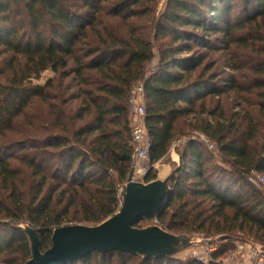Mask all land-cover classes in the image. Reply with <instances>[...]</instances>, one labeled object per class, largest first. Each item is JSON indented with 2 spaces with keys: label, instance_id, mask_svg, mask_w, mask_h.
I'll list each match as a JSON object with an SVG mask.
<instances>
[{
  "label": "trees",
  "instance_id": "1",
  "mask_svg": "<svg viewBox=\"0 0 264 264\" xmlns=\"http://www.w3.org/2000/svg\"><path fill=\"white\" fill-rule=\"evenodd\" d=\"M144 2L0 0V141L11 137L0 145V154L20 152L0 156L3 264L11 255L17 254L12 261L20 264L31 258L19 225L38 231L44 252L63 223L96 226L118 211L119 185L134 162L130 95L140 83L150 159L144 183L156 180L153 166L183 135L177 133L178 121L191 115L205 116L195 129L214 142L232 172L210 169L209 150L189 140L179 154L166 207L135 225L155 220L176 235L247 228L264 238V193L246 180L251 170L264 172V0H166L155 25V39L164 40L156 56L136 28L121 37L102 20L142 18L147 12L136 8ZM220 44L223 50L214 48ZM229 50L226 67L231 71L244 68L236 52L257 56V61L245 58L248 86L222 78L213 70L216 63L207 62L209 54ZM155 58L153 71L146 74ZM45 72L52 77L36 84ZM229 91L254 95L260 121L244 108L226 118L223 106H206L207 98L218 104ZM136 258L93 252L72 264H129ZM139 263L182 264L173 257Z\"/></svg>",
  "mask_w": 264,
  "mask_h": 264
},
{
  "label": "rangeland",
  "instance_id": "2",
  "mask_svg": "<svg viewBox=\"0 0 264 264\" xmlns=\"http://www.w3.org/2000/svg\"><path fill=\"white\" fill-rule=\"evenodd\" d=\"M166 0H145L144 3H142L141 6L137 7L136 9L142 10L144 9L145 12H147V15H145L142 18H132L128 19L127 21L122 20L121 18H108V17H102V20L104 22V26H106L109 30L112 32H115L118 36H125V33L128 31L129 27L136 28L137 30V36H140L141 38L145 37L149 40L151 45L153 46V53L156 56L159 47L164 43L163 39H155V25L158 22L164 7H165ZM106 9H109L110 7L105 5ZM241 11V9H240ZM239 10L237 12H240ZM237 16H239L240 13H236ZM244 17L241 16L240 20H243ZM238 36H242V38L247 37L244 36L246 33H238ZM262 44H257L256 47L261 48ZM224 44H220L215 46L214 48H217L218 50H223ZM234 48V47H231ZM230 48V49H231ZM229 52L226 51H217L215 53L209 54L207 57V62H215L216 65L213 70H217L219 73H223L222 78L226 76H231L233 79L236 80V82H239L241 86H248L249 81L245 80L246 76H249V72L245 69L246 65H244L247 60L245 58H251L254 61H257L256 55H246L249 54L248 51H238L236 52L238 64L239 61L243 64L244 68L242 70L236 72L228 70L226 67L227 64H229ZM182 56H188V54L184 53ZM247 56V57H246ZM244 58V59H242ZM249 61L251 59H248ZM260 60V59H259ZM156 58L151 61L145 69L146 74L151 73L156 65ZM52 77V74L50 72H45L41 75V78L38 82H35L36 84L43 85L48 79ZM137 84L135 85V87ZM216 101L214 99L210 100L209 98L206 99L205 104L206 106H223L225 116L226 118H230L231 114L233 113H240L241 108H244L251 112V116L254 120L260 121L259 117L256 114V104L258 101L254 97V95H247V94H241V93H234V92H226L224 95H222L221 99L219 100V103L216 104ZM74 108L76 109L79 106V101L74 102ZM199 106V103L197 104ZM248 106V107H247ZM134 115V110L132 109V113L130 115V120L132 119ZM88 117H85L83 122L87 120ZM204 115H191L188 118L181 119L178 121V128L177 133L183 132V135L179 134L174 141L172 142L169 151L161 162L155 164L153 166V170L155 172L156 179L163 180L168 176L169 173H171L173 170H175L180 165V160L176 161L177 163H174L175 160L179 158V154L183 150V147L186 144V141L189 140H195L197 141V136L203 135L206 137L203 133L199 132L195 129V127L200 123L201 119H204ZM79 123L80 125L83 123ZM11 141V137L9 136L4 141H0L1 147H5L6 144H8ZM214 143V142H213ZM7 149V148H5ZM210 160L208 161V166L210 169L214 170L217 169L218 171L223 172L225 175H228L230 172V168L227 165L222 164L221 162V155L219 153L218 148L215 150H209ZM13 155H20V152H11L6 151V153L0 154L1 157H8ZM264 176V172L260 173ZM227 179L229 177H226ZM128 180V179H127ZM127 182V181H126ZM120 184L119 185V193L120 190L124 189V186L126 184ZM136 182H142L137 180ZM144 183V181L142 182ZM207 205V204H206ZM208 206V205H207ZM226 214L230 215L231 212L229 210L225 211ZM215 221L221 222L220 218L215 219ZM7 222V221H5ZM87 226V227H93L94 225L86 224V223H79V222H68L63 223L61 227H68V226ZM25 225H19L18 228H22ZM149 226H158L157 222L155 220H142L134 227L137 229H143ZM170 233V232H169ZM172 234V233H171ZM176 235V234H175ZM185 235V234H183ZM191 236L200 238L202 240L201 243L195 244L184 249L180 253L173 256L175 260H178L182 262V264L188 263H196V264H205V260L211 259L212 261L220 262L221 264H264V238L261 236L260 232H256L255 230H248L247 228L243 230H239L238 228L233 229L231 231H225L221 234H216L211 232L209 235L205 233L201 234H192ZM30 245V242H29ZM211 252H208V251ZM194 254H196L199 259L203 260V262L199 261L197 259V256L195 257ZM14 257H17V254L14 255ZM14 257L11 255L8 260V264H20L18 261H12ZM141 258H136V260L132 261L129 264H140ZM17 260V259H16ZM0 264H3L0 259ZM26 264V263H24Z\"/></svg>",
  "mask_w": 264,
  "mask_h": 264
},
{
  "label": "water",
  "instance_id": "3",
  "mask_svg": "<svg viewBox=\"0 0 264 264\" xmlns=\"http://www.w3.org/2000/svg\"><path fill=\"white\" fill-rule=\"evenodd\" d=\"M178 167L163 180L135 182L132 171L120 191L118 211L99 225L57 228L51 235V246L41 252L38 231L28 225L21 229L30 242L31 258L26 264H72L93 252H119L143 260L164 259L202 242L191 235L171 234L159 226L134 227L144 217L158 215L172 194L171 182Z\"/></svg>",
  "mask_w": 264,
  "mask_h": 264
},
{
  "label": "built area",
  "instance_id": "4",
  "mask_svg": "<svg viewBox=\"0 0 264 264\" xmlns=\"http://www.w3.org/2000/svg\"><path fill=\"white\" fill-rule=\"evenodd\" d=\"M144 96L142 84H138L136 87L132 89L130 95V105L134 110V115L131 119V136H132V144L134 147V162L132 166V179L133 181H144L145 176L147 175L150 169V159L148 155L149 143L146 137V131L144 127ZM198 142L202 143L208 150H215L216 146L203 135L197 136L196 139ZM189 139L186 141V143ZM195 141V140H193ZM247 182L258 189L259 191L264 193V176L258 173L255 170H251L246 177ZM122 191V190H120ZM120 193H119V206H120ZM195 246V245H194ZM208 251V250H207ZM211 252V251H208ZM196 257L197 255L194 254ZM197 259L201 262L203 260ZM213 262L211 259L205 260V264H210Z\"/></svg>",
  "mask_w": 264,
  "mask_h": 264
},
{
  "label": "crops",
  "instance_id": "5",
  "mask_svg": "<svg viewBox=\"0 0 264 264\" xmlns=\"http://www.w3.org/2000/svg\"><path fill=\"white\" fill-rule=\"evenodd\" d=\"M176 161H179V158H178L177 160H175L174 163H177ZM169 174H170V173H169ZM169 174H168V175H169Z\"/></svg>",
  "mask_w": 264,
  "mask_h": 264
}]
</instances>
